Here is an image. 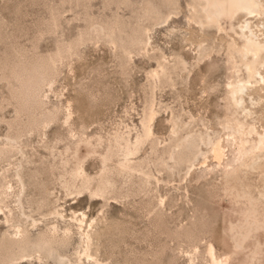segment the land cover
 I'll list each match as a JSON object with an SVG mask.
<instances>
[{
  "label": "rangeland",
  "instance_id": "374dc122",
  "mask_svg": "<svg viewBox=\"0 0 264 264\" xmlns=\"http://www.w3.org/2000/svg\"><path fill=\"white\" fill-rule=\"evenodd\" d=\"M148 1L159 5L158 18L145 15ZM190 1L167 8L161 0H0V148L14 146L0 158V243L13 234L6 221L12 210L34 236L55 224L76 232L74 220L85 217L84 227L94 237L92 253L102 264H207L209 243L221 257L233 254L228 264H264V155L257 160L240 149L243 141L249 148L256 140L247 134L250 126L264 130V83L253 82L245 95L250 114L235 109L229 89L247 73L239 54L233 64L230 45L241 40L228 22L222 31L201 29L190 17ZM245 18L233 20L235 27ZM251 20L264 36V16ZM137 29L150 38L148 45L125 52L111 41L126 42ZM177 56L186 68L170 80L151 77L158 59L173 63ZM46 67L48 81L39 105L32 106L27 78ZM261 70L264 74V63ZM150 108L157 111L158 149L170 142L176 118L182 136L208 133L221 139L223 162L207 153L206 163L199 156L186 174L185 165L161 164L149 139L134 157L143 161L142 171L114 173L106 197L80 194L82 180L71 172L75 157L85 159L87 173L96 176L101 163L92 152L103 153L116 131L135 136ZM50 112L55 121L40 125ZM69 112L73 133L64 124ZM238 120L244 129L237 130ZM100 136L105 144L96 147ZM201 148L206 152L210 146ZM143 172L150 174L148 181ZM8 185L14 192L9 197L2 194ZM32 220L37 224L31 226ZM247 233L245 250L235 253V242ZM196 247L200 253L191 262ZM65 252L76 259L72 248Z\"/></svg>",
  "mask_w": 264,
  "mask_h": 264
},
{
  "label": "bare ground",
  "instance_id": "6f19581e",
  "mask_svg": "<svg viewBox=\"0 0 264 264\" xmlns=\"http://www.w3.org/2000/svg\"><path fill=\"white\" fill-rule=\"evenodd\" d=\"M161 3L167 8L175 7L178 5V0H161ZM188 4L190 6L191 19L194 20L201 29L206 27H215L218 31H222L225 30L224 23L228 22L230 24V28L241 40L239 43L236 39H233L230 45V51L234 65V54L240 55V60L245 66L247 77L243 79L240 78L239 80L237 79V82L231 84L228 93V100L233 103L235 109H241L244 113H246V115L250 114L251 110H248L245 105V95L252 89L253 82L255 84L261 82L264 83V74L261 70V66L264 63V36L263 34L261 36L256 32L252 24L251 17L264 16V0H191ZM144 10L146 16L154 18H158L162 13L159 5L152 1L147 2ZM239 15H245L246 18L238 25L237 29L233 24V20H235ZM116 25L117 23L113 24L111 31L115 30ZM111 41L115 44L119 42L120 46L126 52L128 47L141 48L143 45H148L150 38H144V31L142 29H137L126 42L121 39L118 40L114 37ZM71 45L73 46L74 44L71 43L70 46ZM198 49H201L199 50V55L201 56L203 49L202 44H200ZM60 52L63 51L61 50L59 53ZM57 55L58 54H56L55 57H59ZM59 55L63 56V53ZM52 57L54 58V56ZM53 58L51 59L52 63L57 61ZM186 64V60L178 56L175 58L173 63L160 58L158 59V68L151 70L150 75L160 81H162V79L170 80L172 73L179 68H186ZM29 77L31 78L29 80L27 78V81L29 82L28 85H30V83H32V85L25 86V89L28 92V102L32 106H36L37 103L39 105L38 94L44 84L48 81L49 71L46 67L39 75L30 73ZM156 115V110L153 108L148 109L141 120V130L138 131L135 136H132L130 132L116 131L107 142V146H105L107 149L103 153H100L97 150L92 152L98 154L101 163V170L96 176L94 175V177H92L89 173H87L84 166L85 159H81L77 156L75 157L77 165L71 172L75 179L82 180L79 191L80 194L89 192L93 196L98 195L106 197L111 193L114 186V173L124 174L142 171L143 161L140 159H134V157L141 150L142 145L149 139L152 141L154 151L158 153L157 159L161 164L170 167L185 165L187 167L186 174L191 172L194 161L197 160L199 156L204 157L203 163H206L207 153H211L216 162L219 163L226 156V147L224 146L223 141L219 138L213 140L211 135H208V133L207 135L198 136H193V133H191L192 135H180L181 127L178 119L176 118L173 120L170 142L162 149H158L155 145L154 130ZM55 116L56 113L50 112L46 115V118L41 121L40 125H43L44 127L50 125L55 121ZM71 118L72 113L69 112L64 124H66L69 131L73 133L74 131L71 124ZM236 124L238 127L237 130L239 128L244 129L245 127L244 123L239 120ZM247 130V134L249 136H254V134L256 135V140L254 139L255 141H253L252 145L250 144L249 148L246 147V145L250 142L243 141L240 149L242 152L250 155V157L254 156L257 160H259L261 158L260 155H264V130L263 132H259L254 126H250ZM80 141L85 140L81 139ZM87 144L93 145L91 138L87 139ZM104 144L105 141L103 140V137H98L97 144L95 146L100 147ZM201 145L210 146V149L205 152L201 148ZM13 149L14 146L12 144H8L5 148H0V158L12 152ZM75 154H77V151ZM114 160H116V162ZM170 162L172 164H170ZM254 162L252 164H255ZM233 171V174H236V172L238 173V170ZM143 173L145 179L148 181L151 177L150 174L148 172ZM95 182L97 184L96 188L92 186ZM2 194L7 197L12 196V194L14 195L13 187L8 185ZM17 197L20 200V194H18ZM163 202L164 200H161L160 204ZM9 213L11 220L7 217L6 221L9 224L10 222L12 223L11 228L13 229V234L4 237L3 242L0 243L1 264H17L19 262L33 261L43 264L51 260H53L55 264H102L92 253L94 237L93 233L90 230L87 231L85 229L86 227H84L85 217L74 220L77 222L76 232L73 231L74 228L71 226L62 230L59 228L58 224H55L49 227L46 231H42L38 233L37 236H34L32 231L26 225L28 223L27 221L25 222L26 224L19 220L16 221L12 210H10ZM55 214L60 216L58 212H55ZM62 216L61 218H63ZM73 222L71 221V223ZM35 224H37L36 221H33L31 226ZM87 226L91 227L92 224H87ZM76 235H78L79 238L75 239ZM249 235L250 234L247 233L243 240L235 242V250H233L235 253L241 252L244 249V243L247 238H250ZM69 248H72L74 251L76 256L75 260H72L71 256L66 254L65 251ZM199 253V248H194L193 252L189 255L191 262L194 261ZM232 255L221 257L218 255L217 249L212 243H209L206 246L207 264H228L231 261Z\"/></svg>",
  "mask_w": 264,
  "mask_h": 264
}]
</instances>
